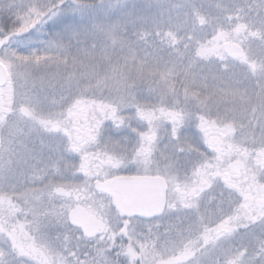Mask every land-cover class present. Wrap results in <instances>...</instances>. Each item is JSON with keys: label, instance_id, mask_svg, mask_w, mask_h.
Masks as SVG:
<instances>
[{"label": "snow or ice", "instance_id": "6c2138e0", "mask_svg": "<svg viewBox=\"0 0 264 264\" xmlns=\"http://www.w3.org/2000/svg\"><path fill=\"white\" fill-rule=\"evenodd\" d=\"M0 264H264V0H0Z\"/></svg>", "mask_w": 264, "mask_h": 264}]
</instances>
